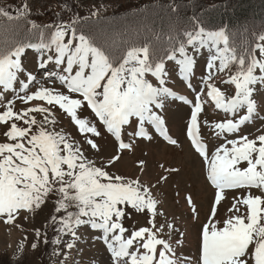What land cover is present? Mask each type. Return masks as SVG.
Wrapping results in <instances>:
<instances>
[{"label":"snow or ice","instance_id":"1","mask_svg":"<svg viewBox=\"0 0 264 264\" xmlns=\"http://www.w3.org/2000/svg\"><path fill=\"white\" fill-rule=\"evenodd\" d=\"M30 12L27 3L15 16L0 7V18L26 20ZM80 19L88 18L55 25L32 21L29 36L0 44V220L14 224L21 213L27 218L54 199L49 220L58 235L53 243L60 244L63 236H70L65 247L72 249L82 228L96 230L95 239L106 246L110 264H264V125L255 133L241 134L246 124L264 121L260 114L264 110V33L258 35L254 48L238 50L227 26L208 30L194 17L183 38L169 37V47L161 50L148 41L116 45L81 27ZM28 49L39 55V68L46 72L48 86L40 83L31 90L38 81L22 62ZM203 50L208 56L197 91L192 78ZM168 61L178 65L194 99L168 86ZM50 64L60 70L48 71ZM220 74H227L221 83L234 86L233 95L217 86ZM169 99L191 106L186 136L216 190L200 228L195 258L178 255L184 233L172 239L179 230L159 209L155 185L142 182L140 176L108 171L124 151L133 150L135 139H152L146 125L153 126L171 145L178 144L158 111ZM17 101L25 107L17 108ZM209 101L232 118L201 121ZM56 109L70 119L90 149L99 152L96 138L102 133L93 119L83 115L90 111L115 138L116 154L98 165L70 133L57 130ZM134 121L135 130L128 133L131 139L126 142L125 128ZM202 123L224 141L211 153L201 135ZM138 166L143 173L146 162L140 160ZM165 171L172 174L179 169ZM167 178L161 176L156 183ZM228 190L241 195L232 197L226 214L218 218ZM186 201L193 218L198 219L191 194ZM133 213L147 214L146 225L126 227ZM158 217L165 219L158 223ZM35 234L37 241L44 235L48 242L46 233L36 229ZM37 246L36 242L31 245L33 249ZM18 249L22 253L23 242Z\"/></svg>","mask_w":264,"mask_h":264},{"label":"rangeland","instance_id":"2","mask_svg":"<svg viewBox=\"0 0 264 264\" xmlns=\"http://www.w3.org/2000/svg\"><path fill=\"white\" fill-rule=\"evenodd\" d=\"M6 1L0 0L1 3ZM119 1L124 0H76V3H78L82 15L93 17L96 16L93 13L97 11L98 15L111 12ZM24 3L29 5L30 10H36L37 8L36 5L31 4L30 0H19L17 8L21 9ZM189 51L191 52V49ZM256 55L260 56L259 50H256ZM207 56V50H203L202 54L197 56L195 74L192 78V84L197 91L201 86V78L205 75ZM22 62L25 69L37 77L38 83L30 86L31 90L39 87L40 83H44L46 86L49 85L50 82L45 79L46 72L39 68L40 59L35 50H26L25 55L22 57ZM166 68L170 73L168 86L179 94L185 95L189 99H194V93L187 88L186 82L179 75L178 65L173 61H168ZM59 70L55 65H48V71ZM226 78L227 74H220L216 79L217 86L221 87L226 95H233L234 86L221 83V80ZM149 79H152L153 83H156L154 78L149 77ZM56 86L61 87L58 82ZM23 107L25 105L17 101V108ZM55 111L58 118L57 130L62 128L65 132L70 133L83 145L86 155L96 160L98 165L101 161H105L116 154L117 142L115 138L110 133H107L103 125L100 124L90 111H85L83 115L93 119L102 133L101 137L96 138V142L100 148L99 152L90 149L70 119L60 114L59 109ZM158 111H161V114L164 116L169 135L176 139L178 144L171 145L153 126L146 125L152 139H135L133 150L131 152L124 151L121 160L109 167L108 171L133 178L140 176L142 182L155 185L153 193L160 201L159 209L165 213L168 220L175 223L176 228L179 230L173 235L172 239L175 241L179 238V232L184 233L183 246L177 248L178 255L195 258L198 255L197 241L200 228L206 222L210 213L216 190L206 179V166L202 158L194 151L190 140L186 136V125L190 118L191 106L182 101L169 99L165 101V108ZM260 114L264 116V110ZM37 118L39 119L40 117L38 116ZM228 118H232L230 114L217 110L210 102L205 105L204 112L201 114V121L206 120L209 123ZM262 125H264V121L256 119L254 123L243 126L241 134L255 133L256 129ZM134 130L135 121L132 126H126L125 128L124 139L126 142L131 139L128 133ZM2 131L3 129H0V133ZM200 131L205 142L208 144L210 153L216 146L224 142L222 138L214 136L209 127L203 123L201 124ZM2 139L3 137L0 135V140ZM140 160L146 162L143 173H141L138 166V161ZM161 165L164 167L162 168ZM170 168H177L179 171L169 174L165 169ZM161 176H167L168 178L166 181H161L157 184L156 182ZM189 194H191L196 204L199 213L198 219L193 218L190 206L186 201V196ZM239 195L241 193L234 190L226 192L227 198L222 201L218 209V218L224 217L227 209L231 206L232 197ZM53 214L54 199L49 200L34 215H27V218L25 213H21L14 224H6L3 220H0V233L3 235V238L0 239V264H10L11 260H15L20 255H25V258L19 264H110V257L106 246L95 239L99 235L96 230L87 227L82 228L79 238L72 249L65 247V244L71 240L70 236H63L60 244L50 243L49 233L53 226L49 218ZM147 219V214L137 215L133 213L132 219L126 220L125 226L133 224L136 227L144 226L147 223ZM164 219L165 217H158L157 222H163ZM36 229H39L42 234L46 233L47 243L44 242V235L37 241ZM57 235L58 233L55 234L54 239ZM21 242H23L22 253L18 249ZM34 242L38 243L35 249L31 247Z\"/></svg>","mask_w":264,"mask_h":264},{"label":"trees","instance_id":"3","mask_svg":"<svg viewBox=\"0 0 264 264\" xmlns=\"http://www.w3.org/2000/svg\"><path fill=\"white\" fill-rule=\"evenodd\" d=\"M36 5L26 20L7 21L0 18V44L30 35L31 22L39 25H55L79 20L81 27L106 37L116 45L148 41L157 48L169 47V37L183 38L190 30L195 17L208 30L227 26L230 39L238 50L255 46L258 35L264 33V0H124L107 14L93 17L81 14L76 0H30ZM19 0L0 2V7L15 16ZM58 227V226H56ZM55 228L50 230L53 243ZM25 255H20L10 264H19Z\"/></svg>","mask_w":264,"mask_h":264},{"label":"bare ground","instance_id":"4","mask_svg":"<svg viewBox=\"0 0 264 264\" xmlns=\"http://www.w3.org/2000/svg\"><path fill=\"white\" fill-rule=\"evenodd\" d=\"M211 102V101H210ZM0 226H1V224H0ZM80 234V233H79ZM1 238H3V235H2V233H0V239ZM2 243V242H1ZM187 251V250H186ZM190 253V252H189Z\"/></svg>","mask_w":264,"mask_h":264}]
</instances>
